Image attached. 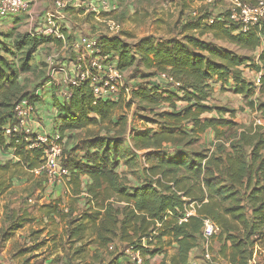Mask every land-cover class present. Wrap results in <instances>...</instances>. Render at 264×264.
<instances>
[{"label":"trees","instance_id":"trees-1","mask_svg":"<svg viewBox=\"0 0 264 264\" xmlns=\"http://www.w3.org/2000/svg\"><path fill=\"white\" fill-rule=\"evenodd\" d=\"M179 34L180 38L169 39L146 36L133 45L120 35L98 38L103 53L117 56L121 72L139 65L149 71L144 76L165 74L171 78L169 87L136 83L129 90L131 99L122 89L115 101L95 97L85 81L70 85L68 98L60 99L52 90L45 94L46 101L55 107V124L50 132L57 130L61 137L72 131L86 133L83 143L62 159L69 171L65 185L71 197L67 206L60 207L59 198L42 206L45 215L53 214L66 221L65 236L69 242L79 244L75 251L79 257L85 255L88 245L104 250L119 239L126 247L139 251L145 264L155 256L162 257L160 264H191L189 253L200 247L203 218L217 226V257L229 264H248L254 246L264 247V125L239 126L224 117L226 113L233 115V110L209 103L213 79L222 85L233 80L237 94L250 97L255 93L241 67L247 64L258 73L264 70V20L245 25L232 20L229 10L215 16L201 14L184 23ZM205 35L234 48L217 46L206 41ZM3 38L10 42L9 55L19 58L17 69L22 73L31 69V61L44 45L61 43L51 37L16 31V27L4 33ZM237 50L259 51V63ZM8 67V63L0 62V106L5 109L0 114V128L14 122L16 103L28 99H16L19 82L15 71H5ZM259 83V90L264 89V73ZM135 98L147 104L168 103L172 110L157 114V128L134 129L123 110L129 109ZM175 100L185 101L186 105L177 108ZM213 110L218 117H202ZM258 110L264 119V102ZM232 127L240 131L227 152L222 147L219 154L210 151L188 155L185 150H173L167 155H154L165 145L182 148L187 138L198 140L207 130L213 131L216 140H222ZM126 133L132 147L145 151L152 161L145 166L142 180L130 187L116 169L118 144ZM28 145L23 134L0 135V155L8 157L0 163V194L12 186L14 178L37 177L34 170L44 160L43 150L27 148ZM76 150L81 153L76 154ZM41 176L39 180L47 179L45 173ZM83 191L85 209L73 216V206ZM190 203L195 213L180 222ZM169 248L173 253L166 258ZM260 254L256 264H264V251Z\"/></svg>","mask_w":264,"mask_h":264},{"label":"rangeland","instance_id":"rangeland-1","mask_svg":"<svg viewBox=\"0 0 264 264\" xmlns=\"http://www.w3.org/2000/svg\"><path fill=\"white\" fill-rule=\"evenodd\" d=\"M36 1L39 2V0ZM49 1L53 4L56 0ZM114 1L117 3L118 9L111 12L89 13L82 10L77 11L73 8L64 9L63 13H66L69 18V28L63 29L64 41L60 44L50 43L49 46H43L31 61L32 67L28 72H18L19 58L13 59L9 55L7 47L10 42L6 41L3 36L0 37V62L8 63L10 66V69L9 67L6 70L4 69L7 73L16 72L15 78L19 82L16 99L22 96L28 97L32 108L30 115L32 120L29 123L31 127L33 122L40 126L43 124L40 116L44 113L43 116L49 119L50 123L52 122L50 130L55 124V120H53L55 107L48 105L47 108L50 110L40 111V109L35 108L34 103L37 99L43 102L42 96L48 90H52L54 96L56 94L64 97V92L68 89L70 79L76 78L78 72L75 66L78 63V56L79 54L80 56L84 55V53H81V51L78 53L72 49L71 46L75 36L120 35L130 45L137 43L138 40L146 36H152L155 39L180 38L181 26L190 20L196 19L201 14L215 16L217 13L234 9L237 2L247 5L256 2V0ZM36 11L37 9L34 8L33 12L36 13ZM28 18L27 16H22V26L18 27L16 31L29 32L37 26L36 20ZM203 38L206 41H212L213 44L220 47L229 46L225 42L212 40L210 35H205ZM229 48L233 49L234 47L229 46ZM237 52L241 55L253 56L256 63H259L257 59L259 51L237 50ZM61 65L65 67V73L63 74L57 71ZM246 65L241 67L243 77L251 82L255 88V93L250 97L235 93L233 91L235 84L231 79L225 85L214 79L211 81V85L214 86L210 94L209 103L217 107L233 110V115L226 113L224 117L239 126H250L262 119V111L258 110V105L264 102V89L259 90V77L264 73V70L258 73ZM2 67L5 68L4 64ZM148 73V70L139 65L131 67L122 73L121 81L123 87L127 88V99H131L129 90L136 83L152 84L160 89L170 86L171 82H169L165 74L155 75L159 78L156 79L155 76H144ZM249 102H252L253 105H249ZM175 104L177 108H181L186 105V102L175 100ZM168 110H172L168 103L147 104L135 98L132 100L130 108L123 111L131 128L142 129L144 127L157 128V114ZM3 112H5V109L0 106V114ZM218 116L217 112L213 110L204 113L202 117L216 118ZM239 131V128L232 127L226 131L222 140H216L213 131L207 130L198 140L191 137L187 138V143L181 146L182 148L165 145L160 152L155 151L154 155H167L173 150H185L188 155L192 152L209 153L210 151L219 154L222 147L223 152H227L229 151L230 143L237 138ZM101 134H104V131H101ZM109 135H112V133ZM85 138V131H72L61 137V159H65V156L74 147L80 146ZM122 139L124 140L118 144L116 169L121 174L123 182L130 187L137 185L142 180L145 166L150 165L152 161L148 159V155L145 156V151L135 150L132 147L128 133ZM75 153L79 154L81 152L76 150ZM37 169L34 170L37 177L32 182L18 181V179L15 180L14 178L12 186L0 194V264H117L116 259L121 255H126V245L121 243L119 239H115L114 243L110 245L111 247L109 246L104 250H97L93 244L88 245L86 246L85 255L79 257L75 253L79 244L69 242L65 236L66 221L54 216L42 215L39 209L40 206L45 203H53L57 197L63 199V203H67L66 191L69 190H66L65 180L57 181L52 179L50 181L48 178L39 180L38 178L42 177L43 173ZM28 199H31V201ZM81 203L82 201L79 200L74 206L76 210L73 216L85 209ZM62 204L60 207H62ZM20 223V227L15 229L14 227ZM218 243V238L215 235L212 244L217 247ZM168 250L170 254L173 253L172 248ZM212 250L216 256L217 254L214 252L213 247ZM261 257L262 254H257L256 261H259ZM152 264H157V262L152 261Z\"/></svg>","mask_w":264,"mask_h":264},{"label":"built area","instance_id":"built-area-1","mask_svg":"<svg viewBox=\"0 0 264 264\" xmlns=\"http://www.w3.org/2000/svg\"><path fill=\"white\" fill-rule=\"evenodd\" d=\"M36 0H0V19L11 16L25 15L30 20H36L37 26L29 31L31 35L46 36L64 41L63 29H68L65 23H61L53 14H48L39 21L33 12ZM53 6L57 9L73 8L74 10H82L89 13H103L116 11L118 9L117 3L114 0H56ZM231 12V19L234 21H241L243 24H254L264 20V0H256L255 3L247 5L240 2L235 3L234 9ZM33 14V15H32ZM35 17V18H34ZM28 18V19H29ZM99 37H87L84 35H77L73 40L72 49L79 54L78 63L75 66L77 70L76 78L70 79L69 86L77 85L79 82H88L95 97L103 100L115 101L120 95V91L125 89L121 81L122 73L117 68V56L105 54L98 43ZM57 71L65 73V67H58ZM172 82L173 80L168 77ZM174 86L178 83L173 82ZM65 90L64 97L70 96V90ZM32 108L29 100L21 99L14 107V122L8 123L0 128V135L17 137L23 134L25 141L29 143L27 148H39L43 150L44 160L41 166L37 169L39 172L45 173L47 178L60 181L67 180L69 171L62 163V146L61 136L52 130L51 132H39L30 126ZM254 124L264 125V119H260ZM33 136V137H32ZM13 157V154L10 156ZM64 181V183H65ZM83 194L86 193L83 191ZM31 201V199H28ZM195 213L193 204L190 203L185 209L183 217L180 222L186 221V218ZM218 228L215 223L209 218L202 219V227L200 233V248L201 255L206 264H221L219 257L213 254L212 240L217 234ZM144 243V242H143ZM264 251V247L259 245L254 246L251 260L248 264H256L257 254ZM126 260L120 264H144V259L139 251L134 250L131 246L126 247Z\"/></svg>","mask_w":264,"mask_h":264},{"label":"crops","instance_id":"crops-1","mask_svg":"<svg viewBox=\"0 0 264 264\" xmlns=\"http://www.w3.org/2000/svg\"><path fill=\"white\" fill-rule=\"evenodd\" d=\"M255 3V2H254ZM39 5V6H38ZM34 8L37 9L36 13H35V17L37 18V20L39 19V21L41 19H43V17H45V15H48V14H53L55 17H57V19L61 22V23H65V25L67 26V28H69V18L67 16L66 13H63L64 9H57L56 7L53 6L52 2H50L49 0H39V2L35 1V4H34ZM22 16H25V15H22ZM22 16H11V17H4V18H1L0 19V37L3 36L4 33H6L10 28L12 27H16V29H18V27L20 28L22 25H21V22H22ZM69 32V31H68ZM50 44V43H49ZM49 44H46L47 46H49ZM45 46V45H44ZM166 76V75H165ZM167 77V76H166ZM156 79H159L157 76L155 77ZM168 78V77H167ZM169 80V79H168ZM170 82V80H169ZM214 85H212L213 87ZM172 87V86H171ZM60 99H63L61 96H59ZM44 101L43 102H36L34 103V106L36 109H40V111H44L45 109H48L50 110L49 108H47L48 105H51L50 103H48L46 100L48 99V95H44ZM45 114V113H44ZM42 114V116H40L42 118V121H43V124L40 126L39 124H36V122H33L32 123V128L36 131H39V132H50L48 130H50V127H51V124L52 122L50 123L49 119L45 118ZM52 121V119H51ZM35 124V125H33ZM8 157L7 156H1L0 155V163H2L4 160H6ZM16 180V178H15ZM21 181V180H24V181H33V179H30V180H27L26 178L24 179H18V181ZM67 190V189H66ZM67 192V197H68V202L70 200V197L71 195L69 194V191H66ZM66 194V193H65ZM85 194L81 193L78 197H80V201H82L81 204L84 205V207L86 206L85 205V201H84V197ZM59 198L62 203H63V199H61L60 197H57ZM56 198V199H57ZM55 200V199H54ZM78 200V201H79ZM67 202V203H68ZM67 203H63L62 204V207L67 205ZM78 203V202H77ZM76 203V204H77ZM46 204V203H45ZM74 204V206L76 205ZM44 205V204H43ZM40 206V211L42 213L43 216H45L44 212H43V208L42 206ZM73 206V207H74ZM75 209V208H74ZM76 210V209H75ZM51 216H54L55 218H58L57 216L55 215H51ZM60 219V218H58ZM94 245V244H93ZM96 248L97 246L94 245ZM219 246H220V242L218 243V246L216 247V245H213L212 244V247L214 249V252L217 254L218 252V249H219ZM111 247V246H110ZM170 251L168 250V254H167V257L166 258H169L170 257ZM218 255V254H217ZM216 255V256H217ZM158 257V259L156 260V258ZM127 258L126 255H121L120 257H118L116 259V262L117 264L119 263H122L124 262ZM221 260V259H220ZM152 261H156L157 264H160L161 261H162V257L161 256H155L153 257L150 261H149V264H152ZM189 262L191 264H206V262L204 261V259L202 258V255H201V248L200 247H195L193 248L190 253H189ZM221 264H229L227 263L226 261L224 260H221L220 261Z\"/></svg>","mask_w":264,"mask_h":264}]
</instances>
